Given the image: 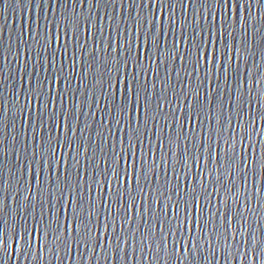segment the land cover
Returning a JSON list of instances; mask_svg holds the SVG:
<instances>
[{
  "label": "water",
  "instance_id": "obj_1",
  "mask_svg": "<svg viewBox=\"0 0 264 264\" xmlns=\"http://www.w3.org/2000/svg\"><path fill=\"white\" fill-rule=\"evenodd\" d=\"M130 3L0 0V234L31 243L0 245V264H264V0ZM126 39L136 80L109 81L108 46ZM86 204L94 238L73 222Z\"/></svg>",
  "mask_w": 264,
  "mask_h": 264
},
{
  "label": "snow or ice",
  "instance_id": "obj_2",
  "mask_svg": "<svg viewBox=\"0 0 264 264\" xmlns=\"http://www.w3.org/2000/svg\"><path fill=\"white\" fill-rule=\"evenodd\" d=\"M154 2V0H147V5L144 4V0H140V5H144L145 7L152 5ZM156 3L160 4L162 6L161 8V14H163V6H165L166 4V0H155ZM191 2V0H189V3ZM217 4H219L222 8L226 7L228 5L234 6L237 9H239L242 5H241V0H216ZM245 2H247V0H245ZM177 4L178 7L181 8V10H183L185 8V4L183 3V0H177ZM130 7L132 6H138L136 5V0H131V3L129 5ZM82 7V5H81ZM182 14V13H181ZM139 12H137V17H139ZM153 16V19H155V14H151ZM147 18H145L146 20ZM135 31L137 33H140L141 36L143 37L142 39V43H144L145 45V51H147V45L151 44L152 45V49L154 52H158L159 51V44H158V35L154 32L151 31V27L148 28L147 31H145L144 29V25L141 24L140 19H136L135 20ZM76 27H78V25H76ZM154 27V25L152 26ZM130 29L125 28V31H129ZM119 35V32L117 33ZM135 39H140V36H137ZM35 43L40 46L43 47L45 44H47V40L46 38L43 39V42L41 40H36ZM174 46H175V42ZM111 51H109L107 53V58L103 61L102 63V67L104 69L105 73L109 74V81L112 80V76L111 73H115V78L117 80V82H119V80L122 78H127L129 75L131 76L132 80L135 81L136 80V76L134 74L135 69L137 67V65L139 64L140 61V56H139V48L140 45L139 44H132L131 41H128L127 39L125 40L124 43H120L119 41L117 42V45L115 47L112 46V44L110 43L108 46ZM121 49H123V52L121 51ZM81 55H83V53H81ZM89 55H91V53H89ZM191 56L193 58V62L194 63H200L201 61H203L205 64L207 63V56L208 53L202 52L201 51V46L200 45H196L194 50L191 51ZM73 57H75V52H73ZM158 59V57H157ZM149 63H152V57L149 56L148 57ZM114 61V62H113ZM121 61H123V63H121ZM73 63H75V60H73ZM129 64H131L132 67V71H129ZM141 70H143V66L141 65ZM97 71H99V69H97ZM104 73H101V75H103ZM109 87H111V83H109ZM30 92L31 94L36 98V102L39 105L40 103V97L41 96H45V92H44V85L38 80L36 83V86L34 88H30ZM48 92L51 93V87L49 86L48 88ZM198 95V93H197ZM47 99V97H45ZM127 98V97H126ZM25 103H28V96H25ZM0 107H2V105H0ZM45 109H47L48 105L45 104L44 105ZM157 107H159V105H157ZM249 109L251 107V105H248ZM125 111V107L122 106L121 107V113H123ZM145 115L147 116V112L145 113ZM248 115H250V112L248 113ZM54 113L51 114L49 116V119H53ZM57 144H59V140L56 141ZM43 143V141H42ZM25 148H27V145H24ZM36 153L35 151H33V157H35ZM55 155V151L51 145V143H49L48 148L45 150L43 147L41 148V154H40V159L44 160L45 157H47V160L49 161V168L52 167V161H53V157ZM114 175H116L115 173H113ZM49 175H51V173H49ZM124 175L125 177H127L128 172L127 169L124 170ZM116 183L117 185H119L121 183L120 177L118 175H116ZM67 197L69 199L73 198V191L74 189H72L71 187L67 186ZM77 188H79V184L77 183L76 185ZM57 191L59 192V198L62 200L65 197V191L63 189H61L59 186L57 188ZM28 194H30V190L28 192ZM25 200L28 199V195H25ZM63 206V205H61ZM128 213V209L125 208L124 209V215L127 216ZM93 216V212L91 209V205L90 204H86L84 207H79V205H77V214L73 216V222L75 223L77 219H79V223L80 226L82 227L85 236L89 237V238H94L93 234L90 232V224H91V218ZM105 220H108V217H105ZM121 226H123V219H121ZM60 227L59 224L56 225V228L58 229ZM25 232L28 231L27 228L24 229ZM98 231V229H97ZM54 235V239H53V243H55L57 240H60V236H56L55 232H53ZM15 237H20L21 239H24L25 245L31 249V243L30 241H28L25 237H23L21 235L20 232L15 231V229L13 230V233L11 235L8 234L7 230H5V232L3 234H0V245H3V250L6 254L7 252V248H8V243L9 241H14ZM116 244L115 247L116 248H120V237L116 236ZM125 243H127V241H125ZM87 247V245H85Z\"/></svg>",
  "mask_w": 264,
  "mask_h": 264
}]
</instances>
